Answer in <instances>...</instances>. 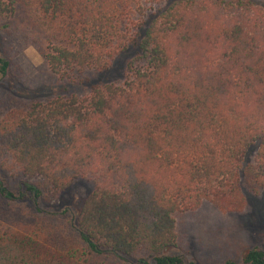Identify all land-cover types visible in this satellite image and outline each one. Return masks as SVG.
Masks as SVG:
<instances>
[{"label": "trees", "instance_id": "trees-1", "mask_svg": "<svg viewBox=\"0 0 264 264\" xmlns=\"http://www.w3.org/2000/svg\"><path fill=\"white\" fill-rule=\"evenodd\" d=\"M23 23L57 82L18 83L0 111V170L16 174L0 208L29 211L0 231V264H194L169 254L176 216L264 194V3L0 0V86L21 79L8 37ZM80 180L75 219L42 208Z\"/></svg>", "mask_w": 264, "mask_h": 264}, {"label": "rangeland", "instance_id": "rangeland-1", "mask_svg": "<svg viewBox=\"0 0 264 264\" xmlns=\"http://www.w3.org/2000/svg\"><path fill=\"white\" fill-rule=\"evenodd\" d=\"M252 1L258 4L264 3V0ZM132 18L136 21L139 16L134 14ZM122 22L126 28L131 27L127 19ZM23 25L25 23L19 26L18 30L12 31L8 37L10 56L20 68L22 75L20 81H17L16 78H9L2 82L0 86L1 112L15 106L12 95L14 96V92H17L20 86L18 83L26 85V88H37L57 82L49 72L43 56L32 42L37 34L33 33L32 37H30L31 34H28L26 38L25 32L28 29ZM130 59V55L125 56L102 79L108 82L121 81ZM3 155L0 153V160ZM248 157L249 161H254L255 148L251 150ZM15 176L16 174L12 171L0 170V177L6 186ZM91 191L92 183L80 180L50 203H43L42 208L45 211L58 214L66 220H73ZM247 199V208L242 213L223 214L213 205L204 203L196 211L177 215L179 246L171 250L169 254L181 256L185 261L194 264H223L230 259L236 260L238 264H244L243 256L246 250L253 247L264 250V194L254 196L247 193ZM11 208L7 210L0 208V231L12 228L17 222H25L29 217V211L25 206L19 205Z\"/></svg>", "mask_w": 264, "mask_h": 264}]
</instances>
